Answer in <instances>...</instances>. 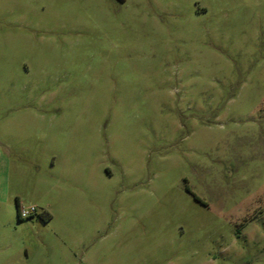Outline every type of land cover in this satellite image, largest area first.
Segmentation results:
<instances>
[{
  "label": "rangeland",
  "instance_id": "obj_1",
  "mask_svg": "<svg viewBox=\"0 0 264 264\" xmlns=\"http://www.w3.org/2000/svg\"><path fill=\"white\" fill-rule=\"evenodd\" d=\"M0 264H264V0H0Z\"/></svg>",
  "mask_w": 264,
  "mask_h": 264
},
{
  "label": "built area",
  "instance_id": "obj_2",
  "mask_svg": "<svg viewBox=\"0 0 264 264\" xmlns=\"http://www.w3.org/2000/svg\"><path fill=\"white\" fill-rule=\"evenodd\" d=\"M37 212H38V209L35 205L20 206V215L22 218H28L32 215H35Z\"/></svg>",
  "mask_w": 264,
  "mask_h": 264
},
{
  "label": "trees",
  "instance_id": "obj_3",
  "mask_svg": "<svg viewBox=\"0 0 264 264\" xmlns=\"http://www.w3.org/2000/svg\"><path fill=\"white\" fill-rule=\"evenodd\" d=\"M17 206H18L19 217H20V219H23L20 215V203H19V201L17 203ZM37 214H39V213L37 212L35 215H37ZM32 216H34V215H32ZM39 216H41L45 221H48L52 218V214L46 209L43 210V212L40 213Z\"/></svg>",
  "mask_w": 264,
  "mask_h": 264
},
{
  "label": "crops",
  "instance_id": "obj_4",
  "mask_svg": "<svg viewBox=\"0 0 264 264\" xmlns=\"http://www.w3.org/2000/svg\"><path fill=\"white\" fill-rule=\"evenodd\" d=\"M18 199H17V203H18V201H19V203H20V206L22 205L21 204V200L19 199V197H17Z\"/></svg>",
  "mask_w": 264,
  "mask_h": 264
}]
</instances>
